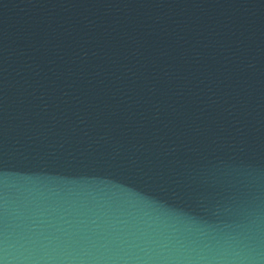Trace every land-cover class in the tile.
I'll use <instances>...</instances> for the list:
<instances>
[{"label":"water","instance_id":"1","mask_svg":"<svg viewBox=\"0 0 264 264\" xmlns=\"http://www.w3.org/2000/svg\"><path fill=\"white\" fill-rule=\"evenodd\" d=\"M0 257L264 262V0H0Z\"/></svg>","mask_w":264,"mask_h":264},{"label":"clouds","instance_id":"2","mask_svg":"<svg viewBox=\"0 0 264 264\" xmlns=\"http://www.w3.org/2000/svg\"><path fill=\"white\" fill-rule=\"evenodd\" d=\"M0 264H16V261L11 258L0 257ZM261 264H264V262H261Z\"/></svg>","mask_w":264,"mask_h":264}]
</instances>
